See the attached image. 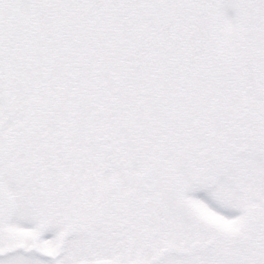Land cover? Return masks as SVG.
<instances>
[{"label": "snow or ice", "instance_id": "1", "mask_svg": "<svg viewBox=\"0 0 264 264\" xmlns=\"http://www.w3.org/2000/svg\"><path fill=\"white\" fill-rule=\"evenodd\" d=\"M0 264H264V0H0Z\"/></svg>", "mask_w": 264, "mask_h": 264}]
</instances>
